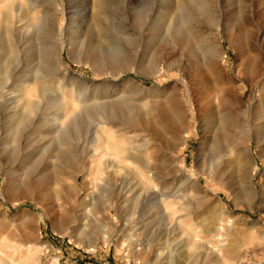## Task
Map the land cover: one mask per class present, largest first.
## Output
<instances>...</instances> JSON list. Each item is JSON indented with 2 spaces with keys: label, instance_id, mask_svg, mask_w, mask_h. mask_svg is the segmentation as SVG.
<instances>
[{
  "label": "rangeland",
  "instance_id": "rangeland-1",
  "mask_svg": "<svg viewBox=\"0 0 264 264\" xmlns=\"http://www.w3.org/2000/svg\"><path fill=\"white\" fill-rule=\"evenodd\" d=\"M95 1L0 0V108L13 99L0 109V264H264V0H104L103 29L85 37ZM184 15L193 50L172 38ZM43 27L61 51L51 78L39 77ZM226 93L248 175L227 172L219 185L222 116L204 114ZM169 101L172 127L160 113ZM184 170L226 212L190 206L187 183L174 193ZM253 174L249 199L234 205Z\"/></svg>",
  "mask_w": 264,
  "mask_h": 264
},
{
  "label": "bare ground",
  "instance_id": "bare-ground-1",
  "mask_svg": "<svg viewBox=\"0 0 264 264\" xmlns=\"http://www.w3.org/2000/svg\"><path fill=\"white\" fill-rule=\"evenodd\" d=\"M69 4H71V6H73V5L77 6L76 0H70ZM104 4H105L104 0H96L95 1L93 7L96 10H95V12H93L92 17H91L89 23H87V26L83 32V35H85V37H87L89 35V33H91L93 30L101 31L103 29V22H104V19L106 16V13H104V7H103ZM80 7H82V6L80 5ZM79 12H80V14H78ZM74 14L75 15L78 14L77 16H80V18H79V20H80L81 18H83L84 14H85V9L83 8L80 11L77 10ZM188 20H189V17L186 15L179 17L177 19V21L175 22V31H174L175 33L172 37L173 41L175 43H177L176 47H179V49H183V50L184 49L193 50L194 49V44H193L194 40L193 39H196L197 37L199 38V36H197V35L196 36L194 35L192 37H189V36L186 37L185 36L186 27H184L183 23L187 22ZM187 29H189V28H187ZM51 33L53 34L52 31L51 32H50V30L47 31L43 27V31L40 34V37L43 39V45H41L42 65H41L40 76H39L41 78L42 77L43 78H46V77L51 78V77H53L55 75H59V73H61L60 68H54L51 65V63L49 62L50 59L53 58V55H55V52H56V60L61 65V51H59L57 48L51 46V44H48L46 41V39L49 36H51ZM77 34H72V35L70 34L71 35L70 36V44H72V45H74V47L80 49L82 47L83 42L81 41V38L78 37L79 35L77 36ZM201 49H202L204 55H210V51H209V48L207 46L201 44ZM69 56L73 57V54L71 52H69ZM87 56L89 57V55H87ZM87 56H85V58H87ZM54 58H55V56H54ZM10 60H11V62L15 60V51L14 50H12ZM18 71H19V69H15L14 72H18ZM205 73H207V72H205ZM212 79L216 80L217 75H213ZM62 80H64V81L67 80L65 74L62 75L61 82H62ZM260 88L255 91V94H256V96L260 97V100H263L264 99V87L261 86ZM74 90L75 89H74L73 83H72L71 87L69 88V91L73 92ZM258 92H260V93H258ZM40 93L41 92L39 91L38 95H40ZM218 93H220V92H218ZM220 96L221 97L219 99L220 101L218 102V104L213 105V106H209L208 109H206L205 114H204L207 118H210L212 120L217 115H220V117L222 116L219 123L222 124V127L224 129V131L221 134L219 133V136L215 135L214 139H212L214 144H213V150L211 152H212V154L220 157L221 165H218V168L219 169L221 168V171H220V173H217V176L214 179L211 178V182L213 184L218 183L219 178L224 177L223 175L226 176L227 172L229 174L231 172V174H234V175L236 173L239 174L240 179L242 181H244L247 178V175H248L247 172L248 171H247L246 167L244 166V164L241 160V154L240 153L242 151L239 149V141L237 140V137H235L233 135L232 131L230 130V127L233 125V119L230 118V116L227 114L228 111L229 112L231 111L229 104H231L233 97L231 96L230 93L222 94ZM4 98L5 99L1 102V107L4 110L8 111L10 109V105L13 104V99L11 98V96L4 97ZM122 103H124V101H122ZM25 104H26L27 108L29 109V111H31V110L37 111V102L32 100L31 97L26 100ZM224 104H225V107L222 108V106ZM226 105H228V106L226 107ZM176 106H177V104L174 101L173 102L169 101L168 103L165 104V106H163L161 108L160 113L162 116V120H164V123L169 125L168 127L173 126L175 117L178 116ZM219 106H221V107H219ZM2 108H0V109H2ZM101 108H103V107H101V105H100L97 109L99 110ZM219 108H221V109H219ZM161 116H160V118H161ZM19 120H21L22 122L25 123V125H27L26 122L28 121V114L26 113L21 118H19ZM165 130H167V129H165ZM72 133H73V128L67 132L62 133L61 139L66 138V136H70ZM260 136H261V133L257 132V135H255V139H254L256 143H258L259 140L261 139ZM260 142H261V140H260ZM126 150L128 153L127 157L132 158V159H134V161H137L140 163V159H138V157L132 155L129 152V149H126ZM121 151H122V149H121ZM123 152H124V150H123ZM243 153H245V152L243 151ZM201 175H203V173ZM253 177H255L254 174H253L252 178H250V180L248 179L249 181H247L248 182L246 185L247 187H243L244 188L243 195H240L239 192L238 193L232 192L233 191L232 185L235 183L234 180L230 181V182H225L221 189H223L225 191L230 190L233 194V204L237 205L238 204V198L243 197L242 198L243 200H248L249 199L248 192L251 191V189H255V187L253 185ZM181 183H182L181 185H175L173 187V191H174V193L178 192V191L180 192V190L184 188L186 183L189 184L190 188L189 189L186 188V189H187V191H189V190L190 191L188 193H185V191H184L183 192L184 195L182 196V198L190 206H192L198 210H203V211H209L210 209H212L214 207H219V209L222 213L226 212V206L223 203L222 199L220 197L214 196L215 193L212 192V190L209 191L205 186H203L200 182L199 176L196 175V173H194L192 171L184 170L183 182H181ZM218 184L222 185L223 183L219 182ZM5 186H6V184H4V187ZM263 186H264V184H263ZM153 194L154 193L151 192V194H149L148 196H146L144 198V200H143L144 206L151 199H154L155 195H153ZM166 195H169V194H166Z\"/></svg>",
  "mask_w": 264,
  "mask_h": 264
}]
</instances>
